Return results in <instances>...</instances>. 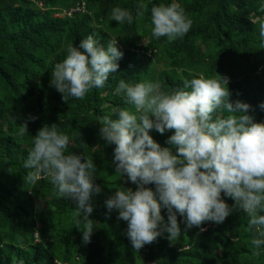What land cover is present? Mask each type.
Instances as JSON below:
<instances>
[{
    "label": "trees",
    "instance_id": "1",
    "mask_svg": "<svg viewBox=\"0 0 264 264\" xmlns=\"http://www.w3.org/2000/svg\"><path fill=\"white\" fill-rule=\"evenodd\" d=\"M81 1L85 12L70 13ZM171 3H178L192 21L189 32L173 42L151 33V8ZM140 4L147 9H138ZM117 6L132 13V24L111 19ZM138 10L143 16L136 19ZM251 16L264 17V0H0V264H264V245L256 249L251 244L258 234L249 230V217L241 210L221 224L205 222L204 231H184L177 214L178 237L170 241L164 232L134 249L127 222L117 219V210L106 215L105 200L117 189L137 186L115 173V145L100 138L98 123L106 115L116 119L115 108L135 112L116 93L121 79L133 85L158 82L162 91L171 92L182 89L185 80L216 78L217 73L229 77L230 102L249 104L247 114L264 123V42ZM90 34L105 47L117 40L123 53L119 68L103 88L65 101L49 84L51 72L66 58L69 44L78 46ZM26 121L28 133L21 136L19 125ZM54 123L69 136L66 154L83 155L96 165L94 182L102 191L92 198L89 243L82 240V220L77 228L74 202L58 197L49 178L25 179L33 136ZM149 134L176 152L166 143L171 131L152 129ZM146 187L155 191L154 184ZM222 199L230 207L235 203L223 193ZM161 215L167 223L166 208Z\"/></svg>",
    "mask_w": 264,
    "mask_h": 264
},
{
    "label": "clouds",
    "instance_id": "2",
    "mask_svg": "<svg viewBox=\"0 0 264 264\" xmlns=\"http://www.w3.org/2000/svg\"><path fill=\"white\" fill-rule=\"evenodd\" d=\"M85 7L81 1L70 13L85 12ZM138 9L147 6L140 4ZM142 16L143 11L138 10L135 18ZM111 19L130 25L134 17L117 6ZM249 19L259 26L264 42V17ZM151 24L154 38L173 42L189 32L192 21L178 3H171L151 8ZM66 53V58L55 64L49 82L65 101L83 99L91 89L103 88L123 56L117 40H109L105 47L91 34L78 46L69 44ZM228 84L229 77L218 73L216 78L185 80L182 89L171 92L162 91L158 82L133 85L119 81L116 93L123 94L135 112L115 108L116 119L100 117L99 135L108 145H115V173L137 187L115 190L105 206L106 215L117 210V219L127 222L126 235L134 249L153 243L164 232L170 241L178 237L182 230L177 214L183 218L184 231L193 227L204 231L201 225L205 222L221 224L236 210L247 214L249 230L258 234L251 244L256 249L264 245V123L254 122L247 114L249 104L230 102ZM260 107L264 109V103ZM218 110L228 114H217ZM152 129L160 134L171 131L166 143L176 152L161 147L149 134ZM27 133L26 121L19 125L18 134ZM68 145L69 136L59 132L57 124L39 129L24 162V167L31 169L25 179L35 183L41 176L49 178L58 197L74 202L80 217L77 228L82 220V240L89 243L94 230L92 198L102 189L94 182L97 169L93 160L66 154ZM152 184L155 191L146 187ZM222 193L234 200L231 207ZM162 208L167 209V223Z\"/></svg>",
    "mask_w": 264,
    "mask_h": 264
}]
</instances>
